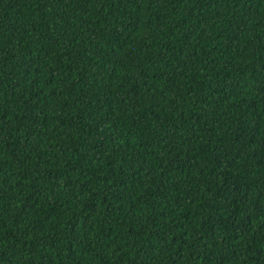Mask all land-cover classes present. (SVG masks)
I'll return each instance as SVG.
<instances>
[{
    "label": "trees",
    "instance_id": "1",
    "mask_svg": "<svg viewBox=\"0 0 264 264\" xmlns=\"http://www.w3.org/2000/svg\"><path fill=\"white\" fill-rule=\"evenodd\" d=\"M0 264H264V0H0Z\"/></svg>",
    "mask_w": 264,
    "mask_h": 264
}]
</instances>
